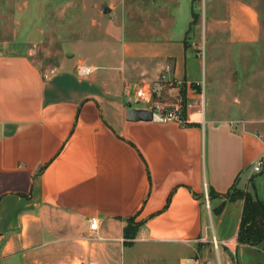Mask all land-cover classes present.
Segmentation results:
<instances>
[{"label":"crops","instance_id":"crops-1","mask_svg":"<svg viewBox=\"0 0 264 264\" xmlns=\"http://www.w3.org/2000/svg\"><path fill=\"white\" fill-rule=\"evenodd\" d=\"M105 1L118 58L89 75L77 63L46 71L0 44V264H103L131 240L128 223L132 240L177 245L185 264L214 237L238 241L245 198L234 192L264 201V118L231 123L227 100L207 117L204 94L203 112L164 122L143 116L139 94L165 75L199 103L211 48L257 45L264 11L254 0H133L129 16L126 0ZM236 255L264 264V238L238 241Z\"/></svg>","mask_w":264,"mask_h":264},{"label":"rangeland","instance_id":"rangeland-1","mask_svg":"<svg viewBox=\"0 0 264 264\" xmlns=\"http://www.w3.org/2000/svg\"><path fill=\"white\" fill-rule=\"evenodd\" d=\"M254 1L264 11V0ZM132 2L126 0L124 8L129 16ZM142 9L147 12L148 5L144 4ZM111 10L104 0H0V44L7 50L30 53L46 71L60 69L63 64L71 67L76 63L78 66L115 63L117 55L109 52L114 42L107 35V14ZM208 62L212 71L208 66L199 103L187 97L183 82L174 79L152 82L149 94L139 92L144 98L142 103L149 109L179 104L188 114L191 109L203 112L204 94L212 95L207 100V117L210 106L219 110L227 100L231 123L258 124L264 118V21L257 45L236 51L224 39L211 48ZM200 250L216 260L211 244ZM180 251L177 245L165 241L135 239L123 251L104 259L103 264H175ZM220 252L223 264H237L235 253L222 245ZM187 259L185 264H190Z\"/></svg>","mask_w":264,"mask_h":264},{"label":"built area","instance_id":"built-area-1","mask_svg":"<svg viewBox=\"0 0 264 264\" xmlns=\"http://www.w3.org/2000/svg\"><path fill=\"white\" fill-rule=\"evenodd\" d=\"M95 70V67L91 65L81 64L78 67V72L81 75H89ZM161 79H164L165 81H168L169 79L174 78H167L165 75L162 76ZM178 82H182L180 80L174 79ZM154 112V115L164 121V122H180V123H187L189 121V116L186 113L185 109L180 106L179 104H176L174 106H161L157 105L154 109H151ZM186 113V114H185ZM264 169V152L257 157V159L254 162V170L255 171H261ZM204 198L207 206H210V197L209 192L207 188L205 189ZM99 218L97 216H93L91 218V229L97 230L99 227ZM91 238L92 236L89 235ZM212 248L216 252V260L213 257H209L204 255L202 252L198 251L195 255L189 257L187 260L190 264H223L219 250L221 245L225 248L229 249L232 253L236 254V248L238 245V241H232V240H219L217 238H213L211 240ZM77 264H97L94 260L84 261L80 260L77 262Z\"/></svg>","mask_w":264,"mask_h":264},{"label":"trees","instance_id":"trees-1","mask_svg":"<svg viewBox=\"0 0 264 264\" xmlns=\"http://www.w3.org/2000/svg\"><path fill=\"white\" fill-rule=\"evenodd\" d=\"M195 21H197V17L195 18ZM195 86L197 85L195 84ZM235 195L245 198L238 241L256 244L264 238V201L254 197L249 192H234L231 197H234ZM136 229L135 225L128 223L125 228L126 237L131 240L135 238ZM131 240H129L128 243H131Z\"/></svg>","mask_w":264,"mask_h":264},{"label":"water","instance_id":"water-1","mask_svg":"<svg viewBox=\"0 0 264 264\" xmlns=\"http://www.w3.org/2000/svg\"><path fill=\"white\" fill-rule=\"evenodd\" d=\"M106 10H109V8H106ZM153 115H154V112L150 109L149 111L145 112L143 116L145 118H152Z\"/></svg>","mask_w":264,"mask_h":264},{"label":"bare ground","instance_id":"bare-ground-1","mask_svg":"<svg viewBox=\"0 0 264 264\" xmlns=\"http://www.w3.org/2000/svg\"><path fill=\"white\" fill-rule=\"evenodd\" d=\"M199 115V114H198ZM195 118H196V116H195Z\"/></svg>","mask_w":264,"mask_h":264}]
</instances>
